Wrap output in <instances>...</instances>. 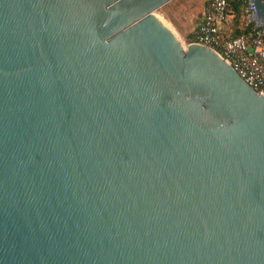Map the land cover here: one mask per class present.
<instances>
[{"label": "water", "instance_id": "water-1", "mask_svg": "<svg viewBox=\"0 0 264 264\" xmlns=\"http://www.w3.org/2000/svg\"><path fill=\"white\" fill-rule=\"evenodd\" d=\"M171 1L0 0V264H264V95Z\"/></svg>", "mask_w": 264, "mask_h": 264}, {"label": "built area", "instance_id": "built-area-1", "mask_svg": "<svg viewBox=\"0 0 264 264\" xmlns=\"http://www.w3.org/2000/svg\"><path fill=\"white\" fill-rule=\"evenodd\" d=\"M254 10L249 1L245 9L249 21ZM231 16L226 0H209L195 42L215 49L250 86L264 95V28L231 38L225 30Z\"/></svg>", "mask_w": 264, "mask_h": 264}, {"label": "rangeland", "instance_id": "rangeland-1", "mask_svg": "<svg viewBox=\"0 0 264 264\" xmlns=\"http://www.w3.org/2000/svg\"><path fill=\"white\" fill-rule=\"evenodd\" d=\"M204 6L202 0H172L156 15L177 35L184 43H192L188 38L196 34L199 24L203 19ZM234 21H229L232 27ZM242 28H246L248 22L241 21ZM235 30L231 28L228 35H234ZM195 42V41H194Z\"/></svg>", "mask_w": 264, "mask_h": 264}, {"label": "trees", "instance_id": "trees-1", "mask_svg": "<svg viewBox=\"0 0 264 264\" xmlns=\"http://www.w3.org/2000/svg\"><path fill=\"white\" fill-rule=\"evenodd\" d=\"M226 2H227V13L229 15H233L234 17L233 24L235 26L234 28L235 33L234 35L231 36V38H237V37H240V36H243L245 34L252 32L255 28V24L250 22L248 18L245 16V9L249 4V0H226ZM243 20L248 22V25L246 28H242L241 21ZM199 28L200 26H198V29ZM188 39L194 42L196 40V35L194 34L193 36H189Z\"/></svg>", "mask_w": 264, "mask_h": 264}, {"label": "crops", "instance_id": "crops-1", "mask_svg": "<svg viewBox=\"0 0 264 264\" xmlns=\"http://www.w3.org/2000/svg\"><path fill=\"white\" fill-rule=\"evenodd\" d=\"M202 2H203V6H204V11H205L206 6L208 5L209 0H202ZM203 14H204V13H203ZM202 20H203V19H202ZM229 21H234V17H233V15L229 18V20H228V22H227V24H226V26H225V30H226L227 33H228V31H229L231 28H235L234 24L232 25V27L230 26ZM201 22H202V21H201ZM200 24H201V23H200ZM200 24H199V26H200Z\"/></svg>", "mask_w": 264, "mask_h": 264}, {"label": "bare ground", "instance_id": "bare-ground-1", "mask_svg": "<svg viewBox=\"0 0 264 264\" xmlns=\"http://www.w3.org/2000/svg\"><path fill=\"white\" fill-rule=\"evenodd\" d=\"M169 27V26H168Z\"/></svg>", "mask_w": 264, "mask_h": 264}]
</instances>
